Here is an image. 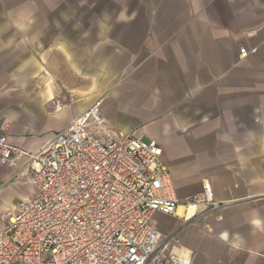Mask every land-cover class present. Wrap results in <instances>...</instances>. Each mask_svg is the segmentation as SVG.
<instances>
[{"label": "crops", "instance_id": "crops-1", "mask_svg": "<svg viewBox=\"0 0 264 264\" xmlns=\"http://www.w3.org/2000/svg\"><path fill=\"white\" fill-rule=\"evenodd\" d=\"M99 3L0 0V136L36 154L104 98L109 135L163 148L179 207L204 183L225 204L193 218L169 250L192 252L193 264H264V0H108L97 10ZM78 15L88 29L72 27ZM241 48L257 52L241 58ZM105 61L99 87L87 91L72 78ZM125 71L127 79L100 88L109 73ZM28 159L15 169L0 163V178L29 185L10 194L5 210L35 195ZM186 214H159L180 221L166 231L153 224L167 236Z\"/></svg>", "mask_w": 264, "mask_h": 264}, {"label": "built area", "instance_id": "built-area-1", "mask_svg": "<svg viewBox=\"0 0 264 264\" xmlns=\"http://www.w3.org/2000/svg\"><path fill=\"white\" fill-rule=\"evenodd\" d=\"M256 52L241 48L240 56ZM103 105L104 98L97 99L36 154L0 136V163L15 169L28 157L36 189L34 197L0 214V264H193L192 252L169 250L193 218L184 217L167 236L153 224L155 214L173 217L179 209L163 148L133 134L102 129L109 140L94 133L105 121ZM188 202L199 207L194 218L225 205L209 183Z\"/></svg>", "mask_w": 264, "mask_h": 264}, {"label": "rangeland", "instance_id": "rangeland-1", "mask_svg": "<svg viewBox=\"0 0 264 264\" xmlns=\"http://www.w3.org/2000/svg\"><path fill=\"white\" fill-rule=\"evenodd\" d=\"M76 3L79 0H74ZM81 1H88V3H90V1H95V0H81ZM108 0H101V3H99V7H97V10H101L104 9L105 4ZM88 7H82L83 11L85 12L87 9V14L90 11V6L87 5ZM89 16V15H88ZM85 16L82 15H78V16H73L72 18V27L76 28L77 30L80 29H88L89 23H85L83 22V24L81 25V21H85ZM87 66V65H86ZM88 70H74L72 73V78L73 79H77V78H83L87 83H88V88L87 91L94 89L95 86L99 87L100 84V80L103 77V74L106 73V70L108 68L106 61L104 63V65H102V67L98 70L95 69V67L93 66H89L88 65ZM113 74L109 73V77H107L106 80L104 81V86H100V88L104 91L105 89H110L109 84H115V82L118 81V79H120V82H122L123 79H127L128 78V73L125 72H119L117 73V76H113L115 74V72H112ZM114 77V78H113ZM106 84V85H105ZM99 88V89H100ZM70 103L72 102V98H69ZM102 127V126H101ZM103 128H99V127H93V130L95 131L94 133L98 134L101 137H104L105 139H111V137H109L108 135H105V133L102 132ZM26 180L24 178H0V214L2 213L3 210H5L8 206L6 205V202L9 200V198H11V195L15 190H23V188L28 187L29 185L26 186H22L23 182H25ZM20 182V183H18ZM18 201V198L13 197V199H11V203H15ZM153 220H154V224L158 227V229L160 231H166L168 229H172L176 226L179 225L180 221L174 220V219H170L168 217L156 214L153 216ZM0 227H1V222H0Z\"/></svg>", "mask_w": 264, "mask_h": 264}, {"label": "bare ground", "instance_id": "bare-ground-1", "mask_svg": "<svg viewBox=\"0 0 264 264\" xmlns=\"http://www.w3.org/2000/svg\"><path fill=\"white\" fill-rule=\"evenodd\" d=\"M198 208L199 207L195 202H188L185 207H179L178 214L182 216L184 212L185 213L187 212L186 218H187V220L188 219L190 220V219L194 218L195 213L197 212Z\"/></svg>", "mask_w": 264, "mask_h": 264}]
</instances>
